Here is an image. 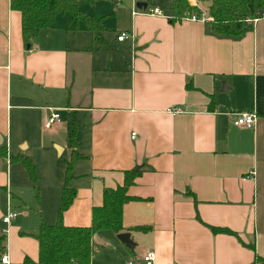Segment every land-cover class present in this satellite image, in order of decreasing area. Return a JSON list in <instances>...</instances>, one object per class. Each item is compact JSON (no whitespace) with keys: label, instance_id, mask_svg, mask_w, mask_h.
<instances>
[{"label":"crops","instance_id":"0c3cea01","mask_svg":"<svg viewBox=\"0 0 264 264\" xmlns=\"http://www.w3.org/2000/svg\"><path fill=\"white\" fill-rule=\"evenodd\" d=\"M154 7L163 14L134 0L85 1L82 12L104 26L100 41L61 13L28 46L21 12L0 0V230L7 228L0 264L4 254L9 264H40L36 235L43 220L58 219L75 125L81 157L72 169L77 194L66 225H91L105 190L142 167L128 190L121 230L94 235L91 264L131 258L144 264L149 251L155 264H263L257 256L264 259V16L232 37L208 22H172L170 11L148 1L147 9ZM124 32L129 36L119 40ZM176 107L182 111L171 113ZM47 108L63 118L50 129ZM247 111L257 114L253 128L235 124ZM39 135L48 162L39 169L48 191L43 215L29 221L28 211L23 217L19 211L5 225L9 155ZM121 232L131 234L134 248Z\"/></svg>","mask_w":264,"mask_h":264},{"label":"trees","instance_id":"16d2710c","mask_svg":"<svg viewBox=\"0 0 264 264\" xmlns=\"http://www.w3.org/2000/svg\"><path fill=\"white\" fill-rule=\"evenodd\" d=\"M90 0H10L11 8L22 14V32L25 42L31 43L42 29H50L55 25L57 16L68 13L72 17L74 29L83 27L95 35V40L102 39L104 26L90 15L82 12L81 5ZM150 1V0H141ZM208 3L207 10L212 18L210 23L212 30L221 35L239 37L254 29V21L264 16V0H202ZM197 9L190 5L189 0H172L170 19L172 22L180 21L187 14L196 12ZM216 103L211 99V104ZM75 125L70 133L72 155L67 160L65 184L62 190L61 205L58 219L51 224L42 221L39 233L36 235L39 241L40 264H91L92 241L96 233L106 229L121 230L123 224V207L131 199L128 195L130 186L142 173L140 169H131L125 172L124 184L116 189H107L104 192L103 204L93 208L92 223L89 226H68L64 223L65 212L72 205L77 190L72 186V169L75 162L81 157L78 150V139ZM5 154L3 150V155ZM27 169L35 177V166L28 157L20 158ZM12 160V159H11ZM215 232L233 231L212 227ZM6 235L0 230V253L6 248ZM254 248L255 246L252 245ZM257 261L264 259L257 256Z\"/></svg>","mask_w":264,"mask_h":264},{"label":"rangeland","instance_id":"374dc122","mask_svg":"<svg viewBox=\"0 0 264 264\" xmlns=\"http://www.w3.org/2000/svg\"><path fill=\"white\" fill-rule=\"evenodd\" d=\"M172 0H150V6L153 5H159L163 7L165 11H170ZM203 6H207L208 3L206 1H202L199 3ZM196 9L198 7L194 5L193 3L190 4ZM65 125V121L62 124ZM45 142L47 146H50L52 148V144L49 141L50 137L48 135H45ZM42 138L39 135L36 138L30 139L31 147L28 146H21L18 143L16 144L17 149L13 151V155H9L11 164L9 166V175H10V186H9V192L11 193L12 198V205L13 208H15L18 211H21V216L23 217L25 214V211H28L29 213V221L33 217H41L44 212L43 208V196H47V189L44 187V183L46 177L42 178V175L40 174V168L43 171L47 165L48 162L45 159L44 156V150L41 148L42 144ZM54 149L57 150V153L59 151L58 147L54 145ZM22 156L28 157L33 165L35 166L36 172L35 177L29 172L24 162L20 159ZM12 159V160H11ZM57 159H59L60 163L62 165L66 164V156H58ZM49 184V183H48ZM19 196L21 200L18 201L16 197L13 196L12 192ZM20 204V207H16Z\"/></svg>","mask_w":264,"mask_h":264},{"label":"built area","instance_id":"2783aa9c","mask_svg":"<svg viewBox=\"0 0 264 264\" xmlns=\"http://www.w3.org/2000/svg\"><path fill=\"white\" fill-rule=\"evenodd\" d=\"M135 4L138 0H134ZM190 4H194L198 7L197 11L192 14H187L184 16L181 20H191V21H202V22H208L212 18L210 17L208 10L206 7H204L201 3V0H189ZM146 12H149L151 14H160L162 15V11L159 7L154 8H146ZM129 35L128 33L124 32L121 35H119V40H124V38H127ZM182 109L180 107L171 108V113H179ZM62 113L60 110L55 108H47L46 109V118L44 127L46 129H50L56 125H59L62 122ZM257 121V114L255 112H240L237 113V118L235 120V124L239 126H244L247 128H253ZM136 136V132L132 133V137ZM19 216V211L13 208L12 205V198L9 195L8 198V207L6 214L2 217V221L5 225H10L12 221ZM7 228L2 229V233L6 234ZM143 263L144 264H155L156 260V254L154 251H149L146 254L143 255ZM2 262L5 264H9L8 255L4 254L2 257ZM126 264H135V260L133 258L129 259Z\"/></svg>","mask_w":264,"mask_h":264},{"label":"water","instance_id":"95a60500","mask_svg":"<svg viewBox=\"0 0 264 264\" xmlns=\"http://www.w3.org/2000/svg\"><path fill=\"white\" fill-rule=\"evenodd\" d=\"M136 6L139 9H146L148 7V2L147 1H141L138 0L136 2ZM264 11L262 10L261 13H263ZM28 46H30V43L28 44ZM4 138L3 136L0 134V145L3 143ZM119 239L121 241H123L129 248H134L135 243L133 242V240L131 239V234L129 232H121L118 235Z\"/></svg>","mask_w":264,"mask_h":264}]
</instances>
